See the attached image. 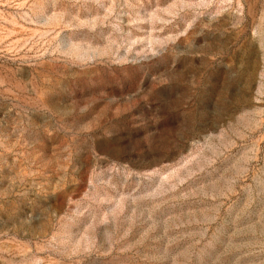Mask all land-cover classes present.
Masks as SVG:
<instances>
[{"label": "rangeland", "instance_id": "rangeland-1", "mask_svg": "<svg viewBox=\"0 0 264 264\" xmlns=\"http://www.w3.org/2000/svg\"><path fill=\"white\" fill-rule=\"evenodd\" d=\"M0 264H264V0H0Z\"/></svg>", "mask_w": 264, "mask_h": 264}]
</instances>
